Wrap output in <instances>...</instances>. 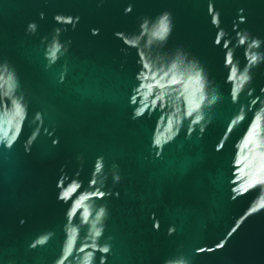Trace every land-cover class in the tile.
I'll return each mask as SVG.
<instances>
[{"label":"water","instance_id":"95a60500","mask_svg":"<svg viewBox=\"0 0 264 264\" xmlns=\"http://www.w3.org/2000/svg\"><path fill=\"white\" fill-rule=\"evenodd\" d=\"M0 264H264V0H0Z\"/></svg>","mask_w":264,"mask_h":264}]
</instances>
